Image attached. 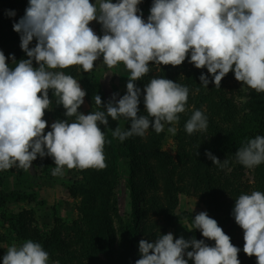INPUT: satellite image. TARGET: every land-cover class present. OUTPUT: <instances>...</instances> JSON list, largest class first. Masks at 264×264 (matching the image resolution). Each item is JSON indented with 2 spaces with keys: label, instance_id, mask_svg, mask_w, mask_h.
I'll return each instance as SVG.
<instances>
[{
  "label": "clouds",
  "instance_id": "9594fccd",
  "mask_svg": "<svg viewBox=\"0 0 264 264\" xmlns=\"http://www.w3.org/2000/svg\"><path fill=\"white\" fill-rule=\"evenodd\" d=\"M141 2L29 0L24 16L13 23L27 59L17 62L14 55L6 57L0 50V171L28 170L38 155L54 160L53 176L63 177L65 168L102 170L107 167L104 147L108 141L99 125L107 127L109 117L130 121L127 129L118 126L112 132L121 142L143 137L149 128L159 134L166 125L177 123L178 114L186 111L189 88L163 77L151 78L145 85L146 114L138 115L142 92L135 82L150 72L151 64L176 67L190 55L188 62L197 69L206 68L215 87L232 71L238 82L264 93V0H153L146 21L138 7ZM93 21L102 26V36L89 26ZM34 38L36 44L30 48ZM101 57L108 68L123 64L129 71L126 94L117 100L114 93L106 104L97 94L95 104L102 111L78 112L86 91L63 70L79 66L91 72ZM199 79L205 87L210 83L204 73ZM49 90L56 104L66 110L67 119L54 121L45 134L48 122L44 116L52 103ZM207 127L208 119L200 110L185 123L188 134ZM167 131L175 135L177 129L168 127ZM205 155L221 168L228 164L211 152ZM235 156L249 169L264 163V136L247 139ZM233 216L243 229V252L264 264V192L241 194ZM193 227L215 241L214 246L194 237L174 239L169 232L154 242L141 239L135 264H188L189 260L241 264L240 248L207 212L195 215ZM3 264H49V253L29 239L8 247Z\"/></svg>",
  "mask_w": 264,
  "mask_h": 264
},
{
  "label": "trees",
  "instance_id": "16d2710c",
  "mask_svg": "<svg viewBox=\"0 0 264 264\" xmlns=\"http://www.w3.org/2000/svg\"><path fill=\"white\" fill-rule=\"evenodd\" d=\"M28 2L0 0V50L6 57L14 55L17 62L27 56L20 47V34L13 30V23L24 16ZM146 2L150 11L153 0ZM10 11L15 15L10 16ZM89 26L93 28V23ZM35 44L34 38L29 47ZM189 59L190 55L176 67L151 64L150 72L135 82L142 92L138 115L146 114L143 89L151 78L171 79L189 88L186 111L178 114L176 123L175 156L164 151L165 130L157 134L149 128L143 137L133 136L121 142L113 137L112 132L118 126L127 129L130 121L124 117L119 120L109 117L107 127L99 125L108 141L104 147L107 167L102 170L76 169V177L67 187L70 198L78 202V221L70 225L56 216L54 226L45 232L37 226L33 210L13 211L9 208L10 202L31 204L36 201L35 194L20 190L22 173L17 175L16 188L8 191L4 187V178L12 176L13 169L0 171V245L22 244L31 239L49 253L52 264L54 261L60 264H135L140 258L139 241L154 236L156 223L149 224V221L161 218L165 224L163 231L186 226L189 239H203L209 246H214L215 241L207 240L200 230L194 229L193 220L197 213L180 209L181 193L192 191L202 196L209 217L215 219L230 236L231 243L240 248L238 259L241 264H257L255 256L249 257L243 252L244 233L235 222L233 209L241 194L264 192V163L249 169L236 160L235 152L247 139L264 136V93L232 85L229 82L232 71L222 79L220 87H215L207 69H197L188 62ZM8 63L12 65L10 58ZM33 65L37 66L35 61ZM63 71L76 78L86 91L84 99L90 109L85 114L102 111L103 108L95 104L94 97L100 95L106 104L109 96L94 68L91 72H84L81 67L73 66ZM202 73L210 81L207 87L199 79ZM49 98L52 100L51 110H46L44 119L52 122L67 119L66 110L56 104L52 90H49ZM195 110L204 113L208 127L206 131L188 134L185 123ZM73 119L75 117H69V120ZM168 127L172 125H166ZM50 130L46 127L45 134ZM206 151L222 163L228 160V164L223 168L213 164L205 155ZM53 166L54 160L45 156L41 170L48 172ZM246 171H251V181L244 179ZM122 184L131 200L130 218L119 211L116 190ZM24 186H32V182Z\"/></svg>",
  "mask_w": 264,
  "mask_h": 264
},
{
  "label": "rangeland",
  "instance_id": "374dc122",
  "mask_svg": "<svg viewBox=\"0 0 264 264\" xmlns=\"http://www.w3.org/2000/svg\"><path fill=\"white\" fill-rule=\"evenodd\" d=\"M113 3L117 2V0H112ZM95 3V2H94ZM143 13V18L145 21L150 14L148 9V4L146 0H142V2L138 5ZM93 30L97 33V35L102 36L103 30L102 26L93 21ZM94 71L96 76H98L103 83L105 91L111 99L114 93L118 94L116 99L118 100L119 94L123 93L126 90V84L128 82V77L130 76L129 71L125 68L123 64H119L116 67L108 68L103 62L102 57L100 60L95 62ZM231 77L229 78V82L232 85L238 86L244 90H247L249 87L243 85L241 82H238L234 77V72H231ZM90 109L89 103L84 99V104L78 109V112L84 113ZM48 122V128L51 129V124L53 123L50 119L46 120ZM172 127H176L175 123ZM168 128L165 126V131L167 132V139L164 144V151L170 153L171 155H176V143H175V135H172L167 131ZM45 157L41 158L39 155L37 159L32 162V166L28 170H23L19 168H12L13 175L7 176L4 178V187L6 190L11 191L16 188V178L19 173L21 175L22 185L19 187L20 190L25 191L27 194H35L36 201L34 203H16L10 202L9 208L13 211H17L19 209H28L33 210L36 219L37 226L43 232L48 231L54 226L55 217L61 218L65 221L66 224L74 225L75 222L79 219V214L77 211L78 202L70 198L67 192V187L71 183L72 179L76 177V169L68 170L65 168V175L63 177L53 176L52 170L55 166L51 168L48 172L41 170V164L44 162ZM227 171H230L227 169ZM34 175V176H33ZM244 179L247 181L252 180L251 171H246ZM32 182V186L25 187L24 184H29ZM25 187V188H23ZM116 195L119 203V211L121 215L130 218L131 215V200L129 198V194L125 186H119L116 190ZM180 209L181 211L194 212L199 214L200 212H209L205 209L204 202L202 196L190 192L188 194L181 193L180 195ZM156 223V227L153 230L154 236L145 237L143 239H147L149 242H154L155 239L162 234H167L171 232L175 238L183 237L186 240H189L186 226H180L178 228H167L163 231L164 223L161 218H154L149 221V224ZM166 228V227H165ZM17 244L13 242L12 244ZM12 244H4L0 245V258L3 264V256L6 254L8 247ZM19 245V244H17ZM189 248L187 251H191ZM187 259V257H185ZM49 264H52L49 262ZM188 264H194V261L189 260Z\"/></svg>",
  "mask_w": 264,
  "mask_h": 264
}]
</instances>
